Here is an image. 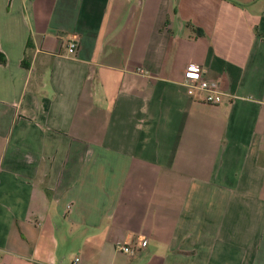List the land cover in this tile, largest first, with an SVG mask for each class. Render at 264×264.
<instances>
[{
	"label": "crops",
	"instance_id": "crops-1",
	"mask_svg": "<svg viewBox=\"0 0 264 264\" xmlns=\"http://www.w3.org/2000/svg\"><path fill=\"white\" fill-rule=\"evenodd\" d=\"M0 56V264H264V0H0Z\"/></svg>",
	"mask_w": 264,
	"mask_h": 264
},
{
	"label": "built area",
	"instance_id": "built-area-1",
	"mask_svg": "<svg viewBox=\"0 0 264 264\" xmlns=\"http://www.w3.org/2000/svg\"><path fill=\"white\" fill-rule=\"evenodd\" d=\"M78 42L72 38L67 43L68 53H75ZM205 68L197 62H190L184 69V85L187 87V93L193 97L202 94V100L210 104H219L222 101L223 92L218 83L210 81L205 76ZM147 244L145 238L140 241H125L116 245V249L129 255L139 254L142 248ZM78 258H75L77 261Z\"/></svg>",
	"mask_w": 264,
	"mask_h": 264
},
{
	"label": "trees",
	"instance_id": "trees-1",
	"mask_svg": "<svg viewBox=\"0 0 264 264\" xmlns=\"http://www.w3.org/2000/svg\"><path fill=\"white\" fill-rule=\"evenodd\" d=\"M6 59L4 56H0V63H5Z\"/></svg>",
	"mask_w": 264,
	"mask_h": 264
}]
</instances>
